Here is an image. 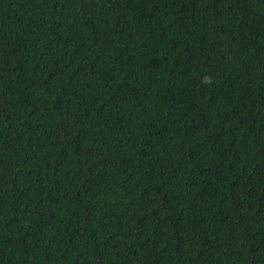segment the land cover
<instances>
[{"label": "trees", "instance_id": "1", "mask_svg": "<svg viewBox=\"0 0 264 264\" xmlns=\"http://www.w3.org/2000/svg\"><path fill=\"white\" fill-rule=\"evenodd\" d=\"M0 264H264V0H0Z\"/></svg>", "mask_w": 264, "mask_h": 264}, {"label": "clouds", "instance_id": "2", "mask_svg": "<svg viewBox=\"0 0 264 264\" xmlns=\"http://www.w3.org/2000/svg\"><path fill=\"white\" fill-rule=\"evenodd\" d=\"M205 82L211 83V80L209 78H205Z\"/></svg>", "mask_w": 264, "mask_h": 264}]
</instances>
